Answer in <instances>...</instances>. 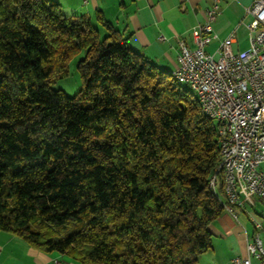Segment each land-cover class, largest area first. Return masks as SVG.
I'll use <instances>...</instances> for the list:
<instances>
[{
	"label": "trees",
	"instance_id": "trees-1",
	"mask_svg": "<svg viewBox=\"0 0 264 264\" xmlns=\"http://www.w3.org/2000/svg\"><path fill=\"white\" fill-rule=\"evenodd\" d=\"M96 21L0 0V231L82 264H199L226 203L217 124ZM81 53L71 96L54 83Z\"/></svg>",
	"mask_w": 264,
	"mask_h": 264
},
{
	"label": "crops",
	"instance_id": "crops-1",
	"mask_svg": "<svg viewBox=\"0 0 264 264\" xmlns=\"http://www.w3.org/2000/svg\"><path fill=\"white\" fill-rule=\"evenodd\" d=\"M62 9L83 13L94 19L102 16L123 34L129 35L130 46L163 70L174 74L178 66L180 42L196 46L192 30L208 18V10L217 2L218 14L212 22L217 36L205 47L215 52L220 41L234 33V51L249 47L247 24L253 19L248 12L253 0H58ZM264 170V162L261 164ZM254 212L263 219L264 196L247 201L234 218L225 208L209 229L212 247L199 264H231L236 255H246L247 240L254 232L249 216ZM0 264H82L66 253L38 249L9 231H0Z\"/></svg>",
	"mask_w": 264,
	"mask_h": 264
},
{
	"label": "built area",
	"instance_id": "built-area-1",
	"mask_svg": "<svg viewBox=\"0 0 264 264\" xmlns=\"http://www.w3.org/2000/svg\"><path fill=\"white\" fill-rule=\"evenodd\" d=\"M218 10L216 2L207 20L193 28L194 48L180 42L177 69L204 91L221 127L227 159L219 168L226 207L237 219L247 201L264 196V0H253L248 8L253 19L246 25L249 47L243 51H234V33L221 40L215 52L205 49L217 36L212 22ZM229 125H237L238 140L230 139ZM236 181H243V188H236ZM249 216L254 232L247 240L246 255L234 256L231 264H264L263 219L254 212Z\"/></svg>",
	"mask_w": 264,
	"mask_h": 264
},
{
	"label": "bare ground",
	"instance_id": "bare-ground-1",
	"mask_svg": "<svg viewBox=\"0 0 264 264\" xmlns=\"http://www.w3.org/2000/svg\"><path fill=\"white\" fill-rule=\"evenodd\" d=\"M174 77L176 78V80L179 83L187 84L189 86V89L194 93V95L200 101V104L202 106L204 113L216 122L217 128H218V134H219V142H220V157H221L220 162H225V160L227 159V146L225 145V142H224V135H221V127L219 126L218 120L214 116L211 108H208V101L206 100L204 91L200 88H195L192 85L191 80L184 78V76L181 75L180 70H178L177 68L174 72ZM229 134H230L231 140H238V127H237V125H229ZM219 165H220V163H219ZM210 187L214 190L216 188L215 179L213 177L210 180ZM236 188H243V181H236ZM225 209L229 212V209H227V207H226V203H225Z\"/></svg>",
	"mask_w": 264,
	"mask_h": 264
},
{
	"label": "rangeland",
	"instance_id": "rangeland-1",
	"mask_svg": "<svg viewBox=\"0 0 264 264\" xmlns=\"http://www.w3.org/2000/svg\"><path fill=\"white\" fill-rule=\"evenodd\" d=\"M62 6V5H61ZM64 11V10H63ZM65 12V11H64ZM66 13V12H65ZM71 14V13H70ZM83 14V13H76ZM84 53L74 55L68 62L69 74L65 77L58 79L54 83L55 88L63 89L68 95H75L82 87V78L78 69V62ZM183 88L189 89L187 84H181ZM216 124V122H215Z\"/></svg>",
	"mask_w": 264,
	"mask_h": 264
}]
</instances>
